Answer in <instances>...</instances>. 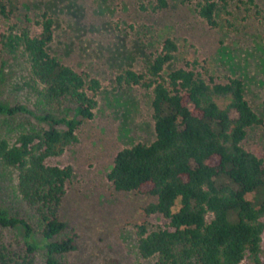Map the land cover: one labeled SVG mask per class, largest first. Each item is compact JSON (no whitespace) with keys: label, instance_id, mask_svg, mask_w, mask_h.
<instances>
[{"label":"trees","instance_id":"16d2710c","mask_svg":"<svg viewBox=\"0 0 264 264\" xmlns=\"http://www.w3.org/2000/svg\"><path fill=\"white\" fill-rule=\"evenodd\" d=\"M222 1L199 0L194 13L214 27ZM156 2V8L166 7L165 0ZM15 5L16 0H0V18L7 19ZM37 25L35 35L24 29L14 33L13 26L0 32V54L21 60L41 111L34 115L24 105L0 102V115L33 114L45 127L20 131L13 142L0 138V164L16 172L15 193L36 218L43 243L32 241L34 231L25 219L0 209V264H36L38 248L45 251L42 264H63L56 256L75 249L71 237L59 238L67 225L57 215L71 168L46 160L76 141L80 120L92 116L99 83L85 82L49 53L53 21L46 13ZM176 49L166 38L144 72L115 76L117 85L151 91L153 139L117 151L105 177L115 191L152 197L144 213L166 221L154 230L135 227L141 258H155V264L255 263L264 230V166L242 141L261 116L244 98L238 78L217 81L194 63L165 71ZM5 230L22 232L20 248L5 242Z\"/></svg>","mask_w":264,"mask_h":264},{"label":"rangeland","instance_id":"374dc122","mask_svg":"<svg viewBox=\"0 0 264 264\" xmlns=\"http://www.w3.org/2000/svg\"><path fill=\"white\" fill-rule=\"evenodd\" d=\"M198 1L165 0L166 7L158 9L156 0H16L11 15L0 18V32L13 26L14 33L24 29L35 35L40 14L46 13L53 21L49 53L85 82L99 83L92 116L80 120L76 141L46 160L48 165L69 166L72 172L57 213L67 225L59 238L71 237L75 245L73 251L56 256L63 264H155V258H141L135 246L136 226L154 230L165 225L160 215L143 211L154 199L115 191L105 176L117 151L153 139L151 91L117 85L115 76L124 70L144 72L166 38L177 49L165 71L194 63L197 71L206 70L217 81H242L244 98L261 116L242 146L261 157L264 166V0L217 2L216 25L211 28L194 13ZM27 84L21 60L0 54V102L24 105L38 115L40 107ZM33 114L0 115V138L13 142L20 131L44 128ZM15 180L16 172L0 164V209L25 219L34 231L32 241L40 246L38 222L16 195ZM3 234L6 243L21 247L20 230ZM44 252L36 250V264H42ZM241 264H264V230L257 262Z\"/></svg>","mask_w":264,"mask_h":264}]
</instances>
